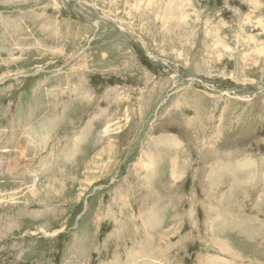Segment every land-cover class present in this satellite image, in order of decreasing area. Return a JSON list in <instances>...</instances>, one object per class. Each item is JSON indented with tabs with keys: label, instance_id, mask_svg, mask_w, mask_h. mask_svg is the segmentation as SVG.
Instances as JSON below:
<instances>
[{
	"label": "rangeland",
	"instance_id": "obj_1",
	"mask_svg": "<svg viewBox=\"0 0 264 264\" xmlns=\"http://www.w3.org/2000/svg\"><path fill=\"white\" fill-rule=\"evenodd\" d=\"M257 1L0 0V264H264Z\"/></svg>",
	"mask_w": 264,
	"mask_h": 264
},
{
	"label": "bare ground",
	"instance_id": "obj_2",
	"mask_svg": "<svg viewBox=\"0 0 264 264\" xmlns=\"http://www.w3.org/2000/svg\"><path fill=\"white\" fill-rule=\"evenodd\" d=\"M55 1V0H54ZM248 2H249V5L251 6V11H250V13L252 12V11H256L257 10V8H256V5L258 4V1L257 0H248ZM87 6V5H86ZM60 7V6H59ZM90 7V6H89ZM252 14V13H251ZM105 16V15H104ZM103 19V18H102ZM120 26V25H119ZM127 31V30H126ZM248 41V40H247ZM136 42V41H135ZM249 43H252V42H249ZM255 45V44H254ZM220 46H222V45H220ZM225 48H226V50L228 51V48L225 46ZM258 51H256L255 50V54L257 55L258 53H261V49H264V46L263 45H260L259 46V48H256ZM151 54V53H150ZM150 56V55H149ZM180 56V55H179ZM178 56V57H179ZM151 57V56H150ZM250 57H251V55L250 54H247V55H244V59L243 60H249L250 59ZM252 58V57H251ZM253 63V62H252ZM253 84V83H252ZM74 91V90H73ZM67 92V91H66ZM75 92V91H74ZM72 95V94H71ZM65 96V95H64ZM131 98V97H130ZM77 98H75V100H76ZM160 99V98H159ZM127 113V112H126ZM127 116H129V115H127ZM130 116H131V114H130ZM126 119V118H125ZM120 121V120H119ZM124 121V120H123ZM124 123V122H123ZM130 124V123H129ZM107 126H108V124H107ZM122 126H124V125H122ZM118 127V126H117ZM125 127V126H124ZM108 128V127H107ZM107 128H105V129H107ZM88 129V128H87ZM116 129V128H115ZM121 129V128H120ZM93 130V129H92ZM110 130V129H109ZM189 132V131H188ZM191 132V131H190ZM91 133V132H90ZM108 133V132H107ZM110 133V132H109ZM111 134V133H110ZM86 135V134H85ZM94 135V134H93ZM29 136V135H28ZM89 136V135H88ZM96 136V135H95ZM105 136H107V135H105ZM118 137V136H117ZM85 138H87V136H85ZM102 138H104V137H102ZM91 139V138H90ZM101 140V139H100ZM23 143H24V141H23ZM27 143V142H26ZM5 145V144H4ZM25 145V144H24ZM28 145V144H27ZM2 149H4V148H2ZM207 152V151H206ZM208 153H209V151H208ZM154 156V155H153ZM217 156H219V155H217ZM205 158H207V157H205ZM217 158V157H216ZM212 159V158H211ZM225 160H228V159H225ZM224 160V161H225ZM231 161V163H233L232 162V159H230ZM153 161V160H152ZM217 161H219V160H217ZM216 161V162H217ZM220 162H223V160H221V161H219V163ZM153 163H155V162H153ZM179 163V162H178ZM146 164V163H145ZM212 164V163H211ZM210 164V165H211ZM222 164V163H221ZM151 165V164H150ZM227 165V164H226ZM246 165V164H245ZM215 166V165H214ZM183 167V166H182ZM184 168V167H183ZM182 168V169H183ZM225 168V167H224ZM245 168V167H244ZM179 169V168H178ZM222 170V169H221ZM178 171V170H177ZM221 171H219V173H220ZM223 172V171H222ZM223 178V177H222ZM211 180H216V178L213 176V177H211L210 178ZM218 179V178H217ZM207 180V179H206ZM150 200H152V202L154 201L155 202V200L156 199H154L153 198V196H151V198H150ZM160 202V201H159ZM4 204V203H3ZM2 204V205H3ZM155 204H156V202H155ZM5 205V204H4ZM167 205V204H166ZM153 206H151L150 207V209H148L147 207H142V209H141V216H142V220H143V222L145 221V220H151V218H152V220H154V221H156V217L154 216V215H158L160 212H158V211H156L155 212V209H153L152 208ZM155 208V207H154ZM213 211V209H212V207L210 206V208H209V210H208V214L209 213H211ZM155 212V213H154ZM150 215V216H149ZM151 217V218H150ZM210 217V219H213V214L212 215H210L209 216ZM9 220V219H8ZM6 221V220H5ZM12 221V220H11ZM8 222V221H7ZM11 224V223H10ZM151 224V223H150ZM2 227H4V226H2ZM6 227V226H5ZM7 227L9 228V226L7 225ZM11 228V227H10ZM181 228V227H180ZM213 229V228H212ZM10 230V229H9ZM44 233V232H43ZM126 239V238H125ZM226 241H224V243H225ZM224 243H219V245L221 246V248H222V246H224L223 244ZM209 244H210V242H209ZM216 246V245H215ZM218 246V245H217ZM223 249V248H222ZM137 251H139L138 253H141L142 252V249L140 248L139 250H137ZM223 251H225L224 249H223ZM130 252V251H129ZM131 253H133V252H131ZM137 253V254H138ZM132 255V254H131ZM129 256V255H128ZM238 256V255H237ZM237 256H236V258H237ZM211 257V256H210ZM128 258V257H127ZM130 258H133V257H130ZM138 258V257H137ZM140 258V257H139ZM144 259H146V258H144ZM139 260V259H138ZM207 260V259H206ZM211 260V259H210ZM228 260H230V259H228ZM129 262V261H128ZM130 263V262H129ZM144 263H146V262H144ZM232 264H233V262H232Z\"/></svg>",
	"mask_w": 264,
	"mask_h": 264
}]
</instances>
